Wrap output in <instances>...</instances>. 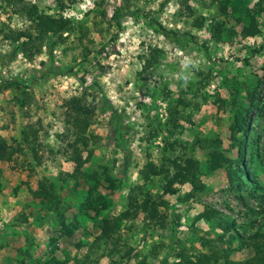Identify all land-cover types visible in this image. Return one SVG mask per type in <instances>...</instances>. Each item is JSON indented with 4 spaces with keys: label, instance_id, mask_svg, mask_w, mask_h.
Here are the masks:
<instances>
[{
    "label": "rangeland",
    "instance_id": "rangeland-1",
    "mask_svg": "<svg viewBox=\"0 0 264 264\" xmlns=\"http://www.w3.org/2000/svg\"><path fill=\"white\" fill-rule=\"evenodd\" d=\"M257 1L0 0V140L14 138L21 149L0 151V264H184L181 251L243 262L254 254L249 236L264 234V8ZM33 5L68 28L39 40L31 59L19 52L10 60L19 51L13 37L36 30ZM257 78L240 163L252 175L247 181L234 172L233 139L241 135L230 127ZM80 94L94 106L96 140L71 178L63 102ZM28 125L38 133L36 152L22 140ZM213 150L229 161L211 167ZM184 157L198 162L204 189L187 197L189 182L174 183L176 193H163L172 160ZM149 160L162 169L143 186L165 201L159 220L145 218L137 191V216L120 221L121 247L110 255L111 243L94 242L98 223L125 209ZM47 181L68 230L34 194Z\"/></svg>",
    "mask_w": 264,
    "mask_h": 264
},
{
    "label": "trees",
    "instance_id": "trees-1",
    "mask_svg": "<svg viewBox=\"0 0 264 264\" xmlns=\"http://www.w3.org/2000/svg\"><path fill=\"white\" fill-rule=\"evenodd\" d=\"M257 8H264V0H258L256 4ZM34 16L32 19L35 21V32L25 31L20 34H17L16 37H13L14 41H18L19 49L18 52H13L10 60L17 56V53H21L24 57L31 59L33 54L30 53L31 48L36 45L39 40H42L44 36L49 33L53 34H62L63 30L66 28V21H63L60 18H55L50 15L43 13L37 14L36 7L33 5L29 9ZM251 24L253 25V30L251 32H257V27L254 23V17L251 16ZM68 28V27H67ZM66 28V29H67ZM21 39V41H19ZM49 43V44H48ZM49 53H51L52 47L55 44L54 41L48 40ZM45 45V46H46ZM47 47V46H46ZM34 52L40 50V46H36ZM247 61V59H246ZM262 79L257 78L254 81V84L249 91L248 105L243 107L241 111H237L234 114L233 122L231 124V133L233 137L236 133H239L241 137L233 139V144L237 147V156L236 166L234 172L243 174L245 180H251L252 175L249 170L243 168V165L240 163L243 161L244 148H245V137L248 133L249 119L250 114L253 108L257 104V99L259 96L260 86L262 84ZM21 104L24 102L21 101ZM64 121L67 124L68 128L72 133V137L68 136L66 141V146L63 148L66 153L67 160L75 164V169L73 173H65L66 177L75 178L77 172H81L80 168L84 166L85 161L90 157L92 149L90 144L96 140V136L91 133L90 128L93 123V118L95 114L94 106L90 103L84 94L72 95L64 100ZM66 137V135H65ZM38 138V133L36 129H32L28 125L22 131V140L31 146V151L36 152L37 146L39 145L34 143ZM12 142L7 143L5 139L0 140V151L7 152L8 156L11 154V151L14 152L21 150L20 147H14L13 143L16 142V139H11ZM18 143V142H16ZM16 148V149H15ZM11 150V151H10ZM84 152L87 155H84ZM209 164L214 166L216 162H228L229 159L225 158L220 152L213 150L209 153ZM183 160V161H182ZM182 162L177 159L172 160V164L175 168L173 175L170 177L165 176L166 181L162 184L163 193L174 194L177 192V189L173 186L174 183H185L189 182L191 185V191L186 196H191L194 192H200L204 189V184L199 178V167L198 162L193 157H184L181 159ZM1 171V170H0ZM162 174V169L157 167L152 161H147L144 167L140 171V177L143 180V183L137 187H132L127 195V206L123 209L118 215L112 217H104L98 223L99 232L95 237L94 242L96 244H112L110 250V255L118 252L121 247V239L116 237L118 232L121 229L122 220H133L137 216V211L140 208V203L138 202L139 192L141 191L144 194L141 204H145L147 209L145 212V218L150 221L157 222L159 220V206L164 205L165 201L161 198L157 199L149 191L143 192V186L148 181L156 176ZM1 177V172H0ZM61 180H64L61 178ZM113 188L116 186L111 185ZM36 198L39 202L45 207L46 210L55 213L58 215L59 224L64 226L65 230H68V225L66 219L63 215V208L61 207V199L57 192L54 190V185L51 182H39L38 189L34 191ZM251 245L254 250V254L246 259L243 262L231 261L227 258V255H221L223 262H220V258L212 259L211 256L207 253H199L194 257H189L181 251L179 257L184 262V264H264V234L260 229H256L250 236ZM112 258V257H111ZM226 262V263H224ZM50 264H66L64 261H59L53 259ZM137 264H144L143 261Z\"/></svg>",
    "mask_w": 264,
    "mask_h": 264
}]
</instances>
